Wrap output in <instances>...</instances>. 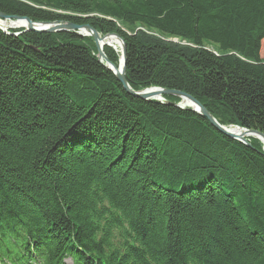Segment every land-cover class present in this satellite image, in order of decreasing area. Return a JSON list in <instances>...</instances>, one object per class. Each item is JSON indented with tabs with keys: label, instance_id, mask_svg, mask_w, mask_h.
<instances>
[{
	"label": "trees",
	"instance_id": "1",
	"mask_svg": "<svg viewBox=\"0 0 264 264\" xmlns=\"http://www.w3.org/2000/svg\"><path fill=\"white\" fill-rule=\"evenodd\" d=\"M0 13L118 35L131 89L183 92L264 134V0H0ZM23 32L0 29L2 256L264 264L261 140H231L179 98L130 96L91 37Z\"/></svg>",
	"mask_w": 264,
	"mask_h": 264
},
{
	"label": "water",
	"instance_id": "2",
	"mask_svg": "<svg viewBox=\"0 0 264 264\" xmlns=\"http://www.w3.org/2000/svg\"><path fill=\"white\" fill-rule=\"evenodd\" d=\"M0 20L2 21H15V22H26V26L22 27L25 32H34V33H47V34H58V33H68L75 31L76 34L80 37L89 36L92 37L95 41L97 50H98V59L104 67L110 71H112L117 80L122 84L125 91L132 97L138 98L143 101H158L161 103H165V96H171L174 98H179L181 100L180 104L176 105L179 108H191L194 112L201 115L202 117L209 120V122L214 126L219 132L230 138L231 140L238 141L248 147H251L249 144V138H257L264 143V134L255 130H246L241 129L239 127L235 128H227L220 125L217 120L205 109L201 103H199L192 96L185 94L183 92L175 91V90H166L161 88H150L141 92H136L131 89L127 78H126V57H127V49L124 41L118 35H108L102 37L99 32H97L92 27L85 25L79 26L73 23H44V22H33L29 18H21V17H9L5 14L0 13ZM81 31H84L86 35H82ZM110 37H115L121 44V63L119 68L113 65L107 58L104 53V47L109 46L114 49L110 44H105L103 47H100V41L103 39L106 41ZM122 65V70L120 67ZM233 130H240L241 132L235 133Z\"/></svg>",
	"mask_w": 264,
	"mask_h": 264
},
{
	"label": "bare ground",
	"instance_id": "3",
	"mask_svg": "<svg viewBox=\"0 0 264 264\" xmlns=\"http://www.w3.org/2000/svg\"><path fill=\"white\" fill-rule=\"evenodd\" d=\"M2 26H3V24H4V26H5V28H22V27H24V26H26L27 24H26V22H21V21H19V22H5V21H3L2 23ZM59 34V33H58ZM68 34H76V32L75 31H73V32H68ZM81 34L82 35H86V33L84 32V31H81ZM100 34V33H99ZM101 35V34H100ZM111 35V34H110ZM102 36V35H101ZM108 36V35H107ZM85 37H89V36H85ZM102 37H105V36H102ZM92 38V37H91ZM93 39V38H92ZM94 40V39H93ZM101 43H100V47H103L105 44H110V45H112L113 47H115L116 49L115 50H117V51H121V44H120V42L118 41V39L117 38H115V37H110V38H108L106 41H104L103 39L100 41ZM109 47V46H108ZM120 70H122V65H121V67H120ZM141 92V91H140ZM199 102V101H198ZM200 103V102H199ZM201 116V115H200ZM233 132H235V133H238V132H241L240 130H233Z\"/></svg>",
	"mask_w": 264,
	"mask_h": 264
},
{
	"label": "rangeland",
	"instance_id": "4",
	"mask_svg": "<svg viewBox=\"0 0 264 264\" xmlns=\"http://www.w3.org/2000/svg\"><path fill=\"white\" fill-rule=\"evenodd\" d=\"M8 22H9V21H8ZM0 24H1V23H0ZM3 28H4V29H7V28H5L4 24H3ZM120 54H121V53H120ZM120 63H121V61H120Z\"/></svg>",
	"mask_w": 264,
	"mask_h": 264
}]
</instances>
